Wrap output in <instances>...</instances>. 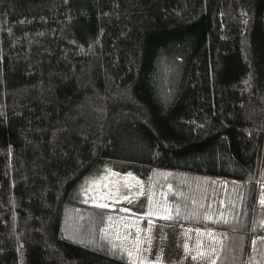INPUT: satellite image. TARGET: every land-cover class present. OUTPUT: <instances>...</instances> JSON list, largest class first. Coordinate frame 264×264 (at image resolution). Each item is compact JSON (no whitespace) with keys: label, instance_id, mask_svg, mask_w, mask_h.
I'll use <instances>...</instances> for the list:
<instances>
[{"label":"trees","instance_id":"obj_1","mask_svg":"<svg viewBox=\"0 0 264 264\" xmlns=\"http://www.w3.org/2000/svg\"><path fill=\"white\" fill-rule=\"evenodd\" d=\"M105 167L264 243V0H0V264H139L80 198Z\"/></svg>","mask_w":264,"mask_h":264},{"label":"crops","instance_id":"obj_2","mask_svg":"<svg viewBox=\"0 0 264 264\" xmlns=\"http://www.w3.org/2000/svg\"><path fill=\"white\" fill-rule=\"evenodd\" d=\"M111 216L102 227L103 238L117 252L139 264H234L236 261L230 253L238 251L240 245H236L230 231L184 226L156 216ZM250 248L251 253L244 252L238 264H264V243L255 239Z\"/></svg>","mask_w":264,"mask_h":264},{"label":"rangeland","instance_id":"obj_3","mask_svg":"<svg viewBox=\"0 0 264 264\" xmlns=\"http://www.w3.org/2000/svg\"><path fill=\"white\" fill-rule=\"evenodd\" d=\"M78 192L83 203L106 205L122 215L156 216L165 221L171 213L172 204L165 194L149 188L148 183L129 171L105 167L84 178ZM119 214L112 213L111 217Z\"/></svg>","mask_w":264,"mask_h":264},{"label":"snow or ice","instance_id":"obj_4","mask_svg":"<svg viewBox=\"0 0 264 264\" xmlns=\"http://www.w3.org/2000/svg\"><path fill=\"white\" fill-rule=\"evenodd\" d=\"M262 203H264V201H262ZM101 206L103 207V206H106V205H101Z\"/></svg>","mask_w":264,"mask_h":264}]
</instances>
